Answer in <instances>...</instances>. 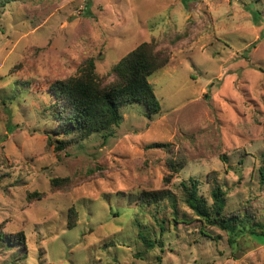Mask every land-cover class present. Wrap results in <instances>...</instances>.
<instances>
[{
    "label": "rangeland",
    "instance_id": "374dc122",
    "mask_svg": "<svg viewBox=\"0 0 264 264\" xmlns=\"http://www.w3.org/2000/svg\"><path fill=\"white\" fill-rule=\"evenodd\" d=\"M142 43L169 56L148 78L160 112L124 106L116 126L56 153L50 85L79 76L89 59L108 84L111 67ZM260 170L264 0L0 7V264H264V239L249 232L264 229ZM55 178L69 183L52 190ZM191 180L207 208L218 186L224 215L253 218L234 234L205 227L184 203ZM143 191L169 195L140 206ZM28 193L44 197L29 202Z\"/></svg>",
    "mask_w": 264,
    "mask_h": 264
},
{
    "label": "trees",
    "instance_id": "16d2710c",
    "mask_svg": "<svg viewBox=\"0 0 264 264\" xmlns=\"http://www.w3.org/2000/svg\"><path fill=\"white\" fill-rule=\"evenodd\" d=\"M11 1L16 0H0V7ZM168 59L166 51L155 50L152 43H142L111 67L109 77L112 80L108 84H105L96 74L93 59L84 63L79 76L53 82L49 90L54 98L50 112L54 130L53 134L47 135V145L53 146L56 153L63 152L69 146L93 134L109 130L120 122L122 119L120 109L127 105L143 104L150 116L158 114L160 104L148 78L154 72L164 68ZM164 146L166 145L153 144L150 148ZM260 179L264 182L263 170H260ZM68 183V178H55L50 180V187L56 190L66 187ZM182 187L186 207L204 223L205 227L218 228L226 233L234 234L237 226L245 219L253 218L247 216L242 219L238 213L224 215L225 194L218 186L213 187L210 193L211 208H207L198 196L196 181L191 180L189 184L183 183ZM168 195L165 191H143L139 196L138 204L140 206L158 204ZM43 197L44 194L41 193L27 194L29 202L39 201ZM75 217V210L70 208L68 210L69 227H74ZM249 232L255 237L264 239V229L256 223L250 226ZM138 237L150 246L151 242L143 235L139 233ZM16 240L24 241L23 234L19 233ZM9 241L12 244L15 238ZM155 244L154 241L152 247H155Z\"/></svg>",
    "mask_w": 264,
    "mask_h": 264
}]
</instances>
